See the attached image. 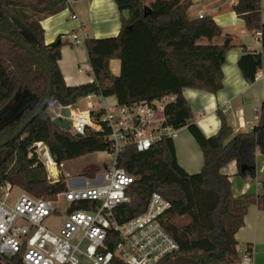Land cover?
<instances>
[{
  "label": "trees",
  "instance_id": "obj_1",
  "mask_svg": "<svg viewBox=\"0 0 264 264\" xmlns=\"http://www.w3.org/2000/svg\"><path fill=\"white\" fill-rule=\"evenodd\" d=\"M69 1L74 0H0V32L27 44L47 66L52 81L43 110L17 137L0 146V188L8 183L31 195L54 199L65 187L63 182L46 180L44 165L33 151L37 141L48 147L58 163L107 148L105 127L101 131L86 127L78 137L58 127L48 111L53 101L75 105L88 94L115 95L118 104L130 105L173 94L175 101L164 108L167 122L175 128L187 126L201 149L202 166L197 172L187 173L175 157L170 138L144 151L128 145L117 157L118 166L135 179L126 190L130 201L114 208L116 218L123 221L141 213L151 193L157 192L170 202L162 224L179 245L159 264H236L238 241L234 233L244 224L249 204L264 206V194L234 196L229 176L221 168L235 161L238 174L255 177V153L264 154V102L251 130L234 133L219 112V130L206 137L192 121V110L181 94L183 88L206 92L222 88L224 53L235 45L232 35L223 34L210 15L191 17L187 11L191 0H114L121 14L120 32L84 39L93 81L69 86L57 64L60 36L45 43L40 24L43 17L57 13ZM259 3L260 0H236L231 8L249 30L260 29L263 33ZM144 5L149 7L145 16ZM110 58L121 62L118 75L110 72ZM237 65L246 81L252 82L256 70L264 67V56L259 51H244ZM48 85V77L36 60L16 43L0 37V142L36 112L45 100ZM21 96L29 99L10 119L3 120L4 113ZM100 115V111H91L93 119ZM242 165L246 167L243 172ZM81 206L73 204L68 209ZM195 225L205 231L208 248L194 245L189 239L184 243L171 231L188 237L187 230ZM16 262L17 257L0 256V264Z\"/></svg>",
  "mask_w": 264,
  "mask_h": 264
},
{
  "label": "built area",
  "instance_id": "obj_2",
  "mask_svg": "<svg viewBox=\"0 0 264 264\" xmlns=\"http://www.w3.org/2000/svg\"><path fill=\"white\" fill-rule=\"evenodd\" d=\"M76 15L72 17L75 18ZM198 18L204 17L198 13ZM262 31L255 30L260 37ZM68 37L77 43L78 34ZM264 56V51L261 53ZM91 98V94L85 96ZM176 95L167 94L153 100L89 110L53 101L48 106L50 118H67L73 135H82L89 127L107 133V148L102 150L107 159L102 168L85 174H70L56 162L48 147L37 141L33 151L44 165L49 183L63 182L65 187L54 199H45L21 191L12 201L11 185L0 188V256L17 257V264H159L163 257L179 249L178 243L162 224L170 202L162 194L152 192L141 213L123 221L116 218L114 208L130 201L126 190L135 177L118 166L117 157L128 145L144 151L164 138L176 137L178 128L167 122L165 106L174 102ZM68 108V115L62 110ZM101 115L93 119L91 111ZM253 127L250 128V130ZM65 213L57 230L44 225V220L58 212ZM81 203V207L68 208ZM236 264H253L252 250L237 251Z\"/></svg>",
  "mask_w": 264,
  "mask_h": 264
},
{
  "label": "crops",
  "instance_id": "obj_3",
  "mask_svg": "<svg viewBox=\"0 0 264 264\" xmlns=\"http://www.w3.org/2000/svg\"><path fill=\"white\" fill-rule=\"evenodd\" d=\"M235 1L191 0L187 10L191 17H197L198 13L212 16L216 24L222 28V33L231 34L235 43L224 53L223 85L220 90L216 92L195 88L181 90L192 110V121L206 137L219 130L221 126L219 112L226 118L234 133L249 131L256 125L259 107L264 102V67L258 68L255 80L248 82L237 65L238 58L244 51L261 53L264 51V32L260 37H255L254 31L244 26L243 19L231 8ZM259 5L261 21L264 24V0H260ZM73 15H76L75 18ZM120 16L114 0H74L69 1L67 6L57 13L41 19L45 43L54 42L60 36L62 44L57 64L66 85L76 86L93 81L83 41L86 37L117 35L121 26ZM75 33L80 37L77 43L68 37ZM108 63L110 72L118 75L121 65L119 59L110 58ZM104 100L102 97L101 101ZM115 101L117 102L116 97ZM172 141L179 165L187 173L197 172L203 163L202 152L187 126L178 128ZM255 157V177L238 174L235 161L221 168V172L229 176L230 189L234 196L243 193L259 196L264 194V154L256 152ZM247 207L243 217L244 224L234 233V238L238 241L237 249L246 246L251 248L253 264H264V206L249 204Z\"/></svg>",
  "mask_w": 264,
  "mask_h": 264
},
{
  "label": "rangeland",
  "instance_id": "obj_4",
  "mask_svg": "<svg viewBox=\"0 0 264 264\" xmlns=\"http://www.w3.org/2000/svg\"><path fill=\"white\" fill-rule=\"evenodd\" d=\"M102 96L92 94L90 99L81 98L75 104L76 108L79 110H89L88 103L91 102L94 105L95 109L103 108L104 106L114 105L116 103L115 97L109 95V97H103L105 100L104 102L101 101ZM37 155V154H36ZM107 159L105 154L102 151H95L94 153L78 156V158L70 159L65 161V166L62 168L64 171L69 172L70 174H85L87 176L88 173L94 172L102 168V163L106 162ZM45 171V176H46ZM24 191L20 187L14 185L11 187L10 191V198L8 199V203H12L13 199L21 192ZM3 196V191L0 193ZM55 206L58 208V212L51 214L48 216L43 224L48 226L53 230H57L60 227V224L63 222V218L65 213L59 212V209H63V205L59 206V203H56ZM174 236L182 241L187 242L186 240L189 239L193 242L194 245H198L202 248H208L207 241H206V233L205 231L198 225L189 228L188 237H185L179 231L171 230ZM239 249H237L238 251Z\"/></svg>",
  "mask_w": 264,
  "mask_h": 264
},
{
  "label": "water",
  "instance_id": "obj_5",
  "mask_svg": "<svg viewBox=\"0 0 264 264\" xmlns=\"http://www.w3.org/2000/svg\"><path fill=\"white\" fill-rule=\"evenodd\" d=\"M148 11H149V7L147 5H144L143 6L144 16L147 15ZM22 28L24 29L23 25H22ZM0 37H4L6 39H9L12 42L16 43L17 45H19L20 47H22L23 49H25L36 60V62L42 67V69L45 71V73L48 77V84H49L45 100L43 101L41 106L36 110V112L33 115H31L28 119H26L10 137H8L4 141L0 142V146H2V145H5L6 143H8L9 141L13 140L15 137H17L23 131L24 127L28 124V122L43 110V108L47 104V100L50 96V92H51V88H52L51 87L52 81H51V73L49 72V69L47 68V66L40 60V58L37 56V54L27 44H25L21 40L17 39L16 37H13L7 33L0 32ZM56 43H59V40L56 41ZM28 99L29 98H26L25 96H21L17 100V102L9 110H7L4 113L3 120L10 119L27 102ZM67 112H68V108H64L62 110V113L64 115H68ZM53 122L58 127L65 129V130H69L70 123H69V120L67 118H61V119L55 118V119H53ZM78 135H76V136L78 137ZM245 169H246V167L244 165H242L240 168V171L243 172Z\"/></svg>",
  "mask_w": 264,
  "mask_h": 264
}]
</instances>
